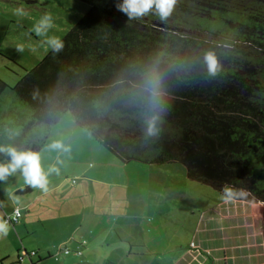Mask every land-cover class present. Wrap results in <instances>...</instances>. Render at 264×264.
Instances as JSON below:
<instances>
[{
    "label": "trees",
    "instance_id": "trees-1",
    "mask_svg": "<svg viewBox=\"0 0 264 264\" xmlns=\"http://www.w3.org/2000/svg\"><path fill=\"white\" fill-rule=\"evenodd\" d=\"M83 1L63 52L14 86L0 77V95L12 87L32 108L5 122L0 143L39 152V126L71 111L124 162L182 164L192 180L264 203V0H176L163 21L155 9L129 19L122 0Z\"/></svg>",
    "mask_w": 264,
    "mask_h": 264
},
{
    "label": "rangeland",
    "instance_id": "rangeland-1",
    "mask_svg": "<svg viewBox=\"0 0 264 264\" xmlns=\"http://www.w3.org/2000/svg\"><path fill=\"white\" fill-rule=\"evenodd\" d=\"M18 7L26 15L17 16L14 10ZM88 8L83 0H0V77L14 86L48 53L44 37L33 31L41 16L52 15L54 25L49 35L62 39ZM16 113L30 115L32 108L8 87L0 95V128L15 120ZM38 131L40 137L46 135L39 151L42 166L47 170L55 165L59 174L50 175L47 194L38 189L18 192L26 187L19 173L0 183V218L11 215L16 207L22 215L21 222L0 237V264H147L153 254L136 245L143 242L141 224L128 218L124 225L119 210L126 202L154 195L149 189L154 179L151 164L120 160L78 124L71 111L57 123L40 125ZM54 141H60L68 151L49 150ZM101 167L107 169L92 172ZM9 192L20 198L19 205H13ZM259 202L252 204L258 206L255 212L260 220L263 202ZM23 219L26 222L22 225ZM5 255L9 256L3 258Z\"/></svg>",
    "mask_w": 264,
    "mask_h": 264
},
{
    "label": "crops",
    "instance_id": "crops-1",
    "mask_svg": "<svg viewBox=\"0 0 264 264\" xmlns=\"http://www.w3.org/2000/svg\"><path fill=\"white\" fill-rule=\"evenodd\" d=\"M156 166H149L154 195L126 202L119 210L124 225L128 218L141 224L143 242L136 245L153 254L147 264H264V203L259 202V220L258 206L240 199L226 202L222 191L195 186L183 165H158L166 170Z\"/></svg>",
    "mask_w": 264,
    "mask_h": 264
},
{
    "label": "clouds",
    "instance_id": "clouds-1",
    "mask_svg": "<svg viewBox=\"0 0 264 264\" xmlns=\"http://www.w3.org/2000/svg\"><path fill=\"white\" fill-rule=\"evenodd\" d=\"M176 0H122L116 4L117 10L126 14L129 19H137L148 15L155 9L159 18L163 21L166 20L174 10ZM17 16L26 15L22 7L15 10ZM54 21L50 13H46L34 24L33 31L36 36L44 37L43 43L51 50L54 55L63 52L65 43L59 36L49 35L50 29L53 28ZM17 50L23 52L22 47H17ZM208 63V70L215 75L217 72V60L214 55L209 54L206 57ZM154 121L150 123L148 132L149 134L155 133ZM49 150H63L68 151L60 141H54L48 145ZM0 153L4 154L7 159L0 161V182L6 183L10 177H14L17 173L23 179V185L34 190H39L47 194L49 188V177L53 173L59 174V169L55 165H51L45 170L41 163V156L39 152L18 149L12 144H0ZM243 195L230 186H225L223 189V199L226 202L233 201L238 196ZM8 198L12 201L13 205L20 204V198L12 192L8 193ZM19 216V208L16 207L11 219H16ZM11 229L8 220L0 218V237L7 236Z\"/></svg>",
    "mask_w": 264,
    "mask_h": 264
},
{
    "label": "built area",
    "instance_id": "built-area-1",
    "mask_svg": "<svg viewBox=\"0 0 264 264\" xmlns=\"http://www.w3.org/2000/svg\"><path fill=\"white\" fill-rule=\"evenodd\" d=\"M13 213H14V211L12 212L11 215H8V214H7V215L4 217V219H5V220H8L10 224H13L15 221H17V220L20 218V216H21L20 208H19V216H18L16 219H11Z\"/></svg>",
    "mask_w": 264,
    "mask_h": 264
}]
</instances>
